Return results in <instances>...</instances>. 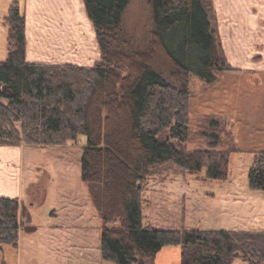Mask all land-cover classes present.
Masks as SVG:
<instances>
[{"label":"trees","instance_id":"1","mask_svg":"<svg viewBox=\"0 0 264 264\" xmlns=\"http://www.w3.org/2000/svg\"><path fill=\"white\" fill-rule=\"evenodd\" d=\"M153 41L133 51L124 29L131 0H84L101 60L35 62L27 58L21 0L5 16L8 57L0 60V144L77 143L85 134L82 179L101 217V249L116 264H154L166 245H180L181 264H264V231L158 229L143 221V184L167 164L199 173L208 152H189V82L196 72L212 84L236 70L218 29L214 0H149ZM128 70L126 75L124 70ZM219 124L217 121H214ZM208 174L226 179L224 155ZM264 192V149L254 150L248 174ZM20 199L0 195V245L17 246Z\"/></svg>","mask_w":264,"mask_h":264},{"label":"rangeland","instance_id":"2","mask_svg":"<svg viewBox=\"0 0 264 264\" xmlns=\"http://www.w3.org/2000/svg\"><path fill=\"white\" fill-rule=\"evenodd\" d=\"M11 1L5 0L6 9ZM8 9L0 18L1 61L8 57V27L4 20ZM91 25L88 24L86 28L88 53L89 50L93 53L91 47L95 42L98 44L96 29L93 23ZM124 29L133 51L150 50L153 23L149 0H131L125 14ZM79 48L85 49L77 46L75 51H79ZM99 51V59L90 66L101 60L100 48ZM127 73V69L123 71L124 75ZM189 93L191 125L185 147L189 152H208L209 156H206L204 166L197 174L167 164L164 169H157L156 173L150 175L142 189L144 224L158 229L250 230L241 219L231 217V213L252 216L254 210L250 208L249 201L253 198L264 199V192L252 189L248 178L254 150L264 149V74L227 70L219 73L216 82L209 84L192 72ZM59 151L62 159L55 157ZM32 152L33 157H27L31 172L25 181L22 209L26 215L34 214V221L32 225L28 221L25 226L20 225V228L26 227L22 229L20 239L22 264H53V258L49 256L50 237L52 233L58 235L60 241H65L66 237L65 232L55 231L53 227L55 224L64 226L67 216L78 211L74 205L70 207L64 204L60 207L58 198L81 191H85L88 197V188L83 180H79L80 188H74L80 179V170L71 164L64 148L58 150L56 145H34ZM221 155L229 160L226 179L208 174L209 166L218 161ZM82 187L84 190H81ZM238 191L250 196L244 204L232 202L237 198ZM31 197L35 201L34 206L28 202ZM259 205L264 208L263 203ZM86 206L91 213L89 221L93 238L97 234L99 244L101 217L91 202H87ZM55 208L60 213L59 217L51 215ZM176 247L181 252V246ZM35 252L40 256L37 257ZM103 261L104 264H116ZM180 261L181 256L172 255L156 264H181ZM71 264L75 263L72 261Z\"/></svg>","mask_w":264,"mask_h":264},{"label":"crops","instance_id":"3","mask_svg":"<svg viewBox=\"0 0 264 264\" xmlns=\"http://www.w3.org/2000/svg\"><path fill=\"white\" fill-rule=\"evenodd\" d=\"M4 1V2H3ZM0 18L6 12L5 0H0ZM21 6L26 15L27 24V58L35 62L62 63L71 61L81 65L90 66L99 59L100 51L97 42L91 47L93 53L87 52L86 28L92 21L89 19L84 0H21ZM217 12V22L224 50L229 62L240 71L264 74V0H214ZM5 17V16H4ZM85 49L75 51V47ZM95 51V52H94ZM94 54V55H92ZM93 58V59H92ZM88 137L81 134L77 143L56 145L58 150H66V157L80 170V179L76 181L75 189L80 188L82 179L81 158L83 147ZM22 143L20 145L0 144V195L18 197L20 199V225L25 226L27 221L32 225L34 214L24 213V186L31 170L27 164V157H33L32 147ZM61 151L55 157L62 159ZM73 161V162H72ZM81 190H84L83 187ZM88 190V189H87ZM250 196L238 191L234 203L244 204ZM31 206L35 201L28 200ZM87 202H92L89 192H78L71 196L61 195L58 205H74L78 211L67 216L66 224H55L53 230L65 232V241L52 233L49 244V256L53 264H104L100 243H97V234L92 235L91 222ZM264 199L249 201L254 215L245 217L240 212L231 213V217L242 220L250 230L264 231ZM94 206V204H93ZM261 206V207H260ZM226 210V209H225ZM51 215L59 217L55 208ZM54 217V218H55ZM248 218V219H247ZM52 219V217H51ZM239 222V221H238ZM26 227L20 228L18 245H0V264H22L21 234ZM23 229V230H22ZM175 246V247H174ZM179 245H166L157 254L154 264L162 258L181 256ZM39 257V253L35 252ZM107 261V260H105ZM110 262V261H108ZM181 263V261H180ZM232 264H249L238 257Z\"/></svg>","mask_w":264,"mask_h":264}]
</instances>
